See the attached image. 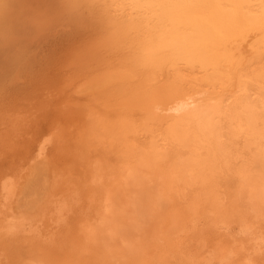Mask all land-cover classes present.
Masks as SVG:
<instances>
[{
    "label": "bare ground",
    "instance_id": "6f19581e",
    "mask_svg": "<svg viewBox=\"0 0 264 264\" xmlns=\"http://www.w3.org/2000/svg\"><path fill=\"white\" fill-rule=\"evenodd\" d=\"M64 31L85 39L70 56L82 92L75 88L88 95L79 125L83 137L78 135L86 142L84 155H90L82 162L89 164L90 184L83 185L85 194L81 180L74 188L67 179L72 185L64 194H48L54 196L45 197L41 217L35 208L36 217L18 204L25 174L8 173L0 185V239L10 241L6 246L36 255L38 249L52 250L67 257L66 264H264V0H0V87ZM37 149L35 160L48 161L46 142ZM143 178L150 180L146 184L154 178L155 190L177 208L172 215L178 227L172 226L178 230L157 232L152 243L138 244L141 250L129 245V251L107 237L121 212L106 221L129 198L124 194L122 204L119 197L115 209L107 201L113 186ZM131 189L129 196L136 191ZM155 190L147 193L150 200ZM161 204L158 209L165 210L168 204ZM93 207L96 215L90 217ZM82 220L76 232L75 221ZM196 231L201 234L192 244ZM2 248L0 264H8L14 251ZM29 256L16 261L34 264Z\"/></svg>",
    "mask_w": 264,
    "mask_h": 264
},
{
    "label": "rangeland",
    "instance_id": "374dc122",
    "mask_svg": "<svg viewBox=\"0 0 264 264\" xmlns=\"http://www.w3.org/2000/svg\"><path fill=\"white\" fill-rule=\"evenodd\" d=\"M70 37L72 39H70ZM79 38H80L79 35L76 36L75 34L67 33L65 31L62 32L60 35L57 36L56 40L50 41V42L46 43L45 45H43L39 49L38 54H34L32 56V58H29V60L31 61V63L29 65H27V66L25 65V66L21 67L19 70L15 71L17 73L13 77H11L7 81H5V83H4L5 86L3 85L2 87H0L1 88L0 92L2 93V94L0 93V122H1V120H3V122H4V123L1 122L2 124L0 123V181H1L0 185L2 183V180L7 176L8 173H10V175H12L13 177H16V175L19 171H20V173H21V171H23V174H25V175H24V177L22 176V178H21L22 180H20V190H19L20 192L18 191L19 193H16V196H18V201H19L18 204L22 205V206L20 205V208H23L25 210V212L26 211H29L30 213L34 212V214L37 213L38 209H41L38 211V214H39L38 217H41V215H42L39 213L40 211H42V208H43V210H45V208H46V205L42 203V202H45V199H46L45 197H47V199H48V196L53 197L54 194H57L56 193L57 191L59 192L61 190L62 191L59 192L58 194L63 193L64 190L66 191L67 185H69L70 183L74 184L73 187L76 188L80 184L79 182H81V181L83 184L81 183L80 185H82V186H80V185L79 186L82 188V191H84V193L87 194L86 189H88V188H85V187H87L85 184H87V183L90 184L89 181H87V179L89 180V178H88L89 177V170H88L89 164H88L87 158H86L87 163L85 162V165L88 164V165H86L87 168L84 165H82V162L84 164V159H85L83 157L90 156V155H84V153H86L84 151L86 149L85 148L86 142L82 138L83 137L82 131L80 133V130H82V128L79 129V125L81 127L84 126V124L82 125L81 122L82 121L85 122V117H86L85 116V114H86L85 109H86V107L84 106L85 105L84 101L85 102L87 101L88 95L85 96L86 97L85 98L84 95L81 96V94H79L80 87H77L76 85L79 86L80 80L78 81L79 84H77V82L75 80L81 79V76H80V73L77 74L78 73V71L76 70L77 67H74V66H76V64H75L73 58L70 56V54H72L71 51L74 50V46H75V49L76 48L79 49V48H81L82 42L85 41V39H83V37H81L80 39ZM76 45H77V47H76ZM67 55H68V57H67ZM69 56L71 57V61L69 59L70 58ZM67 60H69V61L67 62ZM69 62H71V63H69ZM68 63L71 65H69ZM71 66H72V68H71ZM18 71H20V72L18 73ZM21 72H22V74H21ZM17 74H19L21 77H19V75L17 77H15ZM75 74H76V77L79 76V78L74 79ZM75 87L79 88V91ZM73 88L77 92L76 91L74 92ZM81 92L82 91H80V93ZM84 92L87 94L88 91L83 90L82 94H85ZM76 128H78L79 130H76ZM78 134L79 135L81 134L82 137L79 136ZM42 141L43 142L45 141L46 147H48V149H46V151H45V156H46L45 158L50 157V158H48L49 160L46 159L48 161H45V159L43 161V158H42V161L44 164L42 163V161L37 162L34 158V156L38 150L37 149L38 145ZM77 142H79V144L80 143L83 144L84 147L81 146V144L80 145L76 144ZM34 144L35 145L37 144V145L35 146ZM77 148L79 150H77ZM87 149H88V147H87ZM80 150H82L83 152ZM33 152H35V153H33ZM48 152H49V154H47ZM32 160H33V162H32ZM28 162L31 163V166ZM45 163L48 165H46ZM45 165H46V167H45ZM83 166H84V169H83ZM85 168H86V171H85ZM18 169H20V170H18ZM25 169H27V170H25ZM57 170H60L61 172H59ZM54 171H55L56 175L54 174V177H53L52 173H54ZM57 172L60 173L59 176H58ZM64 172H66V173H64ZM67 175H69V176L67 177ZM56 176L58 179L56 178ZM51 177L56 178L55 180H57L58 182L59 181L61 182L59 184H56L58 182L53 180L54 185L59 187L60 190L57 187L51 186V184L53 185V182H51V180H52ZM69 178L70 179L72 178V182H70L71 180ZM61 179H62V181L63 180H66V181L62 182ZM67 179H69L70 181H68V184L66 185L65 183L67 182ZM76 179L81 180V181L78 182V181H76ZM82 179H84V180H82ZM85 179H86V181H85ZM143 179H140V180H143ZM73 180L76 182H74ZM146 180L150 181L149 179H144V181L143 182L141 181V183L139 180H138L139 183L132 181L133 185L129 181L130 186H128L127 182L126 183L123 182V184L120 183L117 186H113V187L111 186L113 188V189L111 188L112 194L109 193V196H108L109 199L108 200L110 202L107 201V203L113 205L112 209H115V207H116L115 201L117 202V207H118V204L120 203L119 201L122 200L121 201L122 204L125 203L124 202L125 201L124 196H126L125 199L128 196L129 201L132 200L133 202H135L138 199H140L139 195L143 196V192H145L146 194L144 193L145 197L141 196L142 202H140L141 200H138V203L140 202L141 205L136 204V202L133 203V205H132L134 209L136 208L137 205L139 206V207L137 206V208L143 207V209L141 210L142 213L140 215H139V213L141 212V211H139L140 209L133 210L132 206L129 205V201L128 202L126 201V203H125V204H128L129 208L127 205L124 204L121 208L122 210L121 209H118L115 211L110 210L111 212L107 213V217H108V215H109V218L111 215L112 216L110 219L107 218L106 221L111 222L110 220H112L113 217H115V215H113V214H115L116 212L119 213V211H120L121 213L118 216H122L121 217L122 222H121V219L116 215V220H117V218H118V220L117 221L112 220L113 222H111V223H113V225H115L114 223L117 222V224L115 226L116 228L122 224V228H123L122 229L121 227H119V228H121V229L118 228L120 231L118 229H116L115 227L113 229V225L111 223H109L112 225V226L108 225V227H107V229H108L107 231L108 232L110 231L109 232L110 234L109 235L105 234L107 231H105V232L103 231L100 233V234L103 233V235H105V236L108 235L107 237H109L108 239H111V241H113V240L116 241V242L110 241L109 244L113 245L112 243H114L117 245V244L122 243L123 244L122 247L125 246V244L128 245L129 251H131L129 245H131L133 247V249H134V247H136L138 250H141V248L143 246H146L148 243L149 244L152 243L153 242L152 240H154V237L157 236L159 232H160L159 234H161V233H165V232L167 233L168 232L167 230H170V229H173V231L178 230V228H176V227H178V225H177L178 224L177 223L178 217L173 216V215H177V213H176L177 208L173 205H172L173 207L172 206L170 207V205L167 203L168 202L167 199H165L166 197H163L164 195L161 196L159 191L155 190L157 187H155L156 181H154L155 180L154 178L151 180V182H147V184H146ZM76 183L77 184L79 183V184L77 185ZM61 184L65 185V186L62 187ZM72 184H70V185H72ZM142 184H144V185H142ZM148 184H150L151 186ZM83 185L85 186L84 188H83ZM122 185H123V187H122ZM125 185L127 187H130V189L128 188V191L132 190L131 188H133V190H136L135 192L134 191L130 192L133 195V197L131 194H130V196L128 195V191L125 192L126 191L125 189L127 188V187L126 188L124 187ZM146 186L148 188H146ZM114 187H116L117 190H115ZM140 187L144 189V190L142 189L143 192L141 191ZM144 187L147 189L146 191H145ZM149 187H152V188L150 189ZM122 188H124L123 189L124 193H123ZM84 189L86 190V192ZM119 189H120V191L121 190L122 191L120 192ZM153 189L157 193L156 194L154 193L155 196L152 195V198H151L153 200H150L151 194L148 195L147 193L148 192H150V193L154 192ZM53 190H56V191L54 192ZM65 191H64V193H65ZM119 192H120V194H122V196L119 194ZM139 192H140V194H139ZM50 193L51 194L54 193V194L48 195ZM115 193H117V195ZM133 193H135V195ZM136 193H138V196H136ZM124 194H126V195H124ZM157 195H158V197L162 198L163 200L165 199V201H163V203L166 202L165 204H168L167 205L168 208L165 207V210L167 209L166 211L168 213L165 210L161 209L162 206H159V209H158V205L162 203V202L160 203V201H162V199L161 200H160V198L158 199ZM112 196H113V198H115V200L112 198ZM134 196L136 197V200H135ZM148 196H149V198H148ZM119 197H120V199L121 198H123V199L120 200ZM154 197H157V199L155 198V200H154ZM110 198H112V199H110ZM117 198H118V200H117ZM133 198H134V200H133ZM100 199H98V200H100ZM143 199L144 200L149 199V201H151L150 204H149V202H147V204H145L147 200L144 201ZM83 200H85V199H83ZM132 201H131V203H132ZM152 201H154V202L152 203ZM155 201H157L158 204H156ZM98 202H99L98 204H97V201L95 203L99 206L101 204V202H103V201L100 200ZM27 203L29 206L28 208L26 207ZM25 204H26V206H25ZM40 204H42L41 205L42 207L40 206L41 208H39ZM165 204H161V205L166 206ZM150 205L152 207H150ZM156 205H157V207H156ZM124 206H126L127 208ZM153 207L157 208L160 212L157 211V209L152 210V209H154ZM35 208L37 209V211ZM94 208L95 207H93V209ZM97 208H95L94 210L92 209L93 213L90 211V215L89 214L88 215L90 217L95 216L96 215L95 212H96ZM146 208H148V209H146ZM18 210H20V209L18 208ZM124 210L126 211V213H123ZM137 211H139V213ZM145 211L149 215L144 213ZM110 213H111V215H110ZM122 213H123V215H122ZM127 213L128 214L131 213L129 215L133 214L132 215L133 217L130 218ZM172 213H173V215H172ZM91 214H93V215H91ZM143 214H144V216H143ZM145 214L147 216H145ZM141 215H142V217H141ZM156 215H157V217H156ZM170 215H172L173 217H171ZM34 216L37 217L36 214ZM118 221H120V222H118ZM129 222H131V223H129ZM134 222H136V223H134ZM75 223L77 225L79 223V227H78L79 229L75 228L77 226ZM75 223H73L71 225H67V226L73 227L75 224L76 226H74L73 228L77 232V230L78 231L82 230L81 228L86 223V220H85V222L82 220V221H79L78 223L75 221ZM133 223H134V226L135 225H137V226L134 227ZM159 223H160V225H159ZM118 224H119V226H118ZM147 224H148V226H147ZM125 225H126V227H125ZM158 225H159V227H158ZM172 225H177V226L175 227ZM200 227H201V225H200ZM200 227H199V229H201ZM66 228L67 227H63L62 231L65 230ZM109 228H112V229H109ZM166 228H169V229H166ZM162 229H163V231H162ZM112 230H113V232H112ZM65 231H63V232H65ZM208 231H210V233ZM208 231H206V233L208 232L209 234H213L212 230H208ZM117 232L122 233V234L124 233L123 234L124 236L121 235V237L126 238V239L123 240L122 238H119L120 234ZM198 232L200 233V231H198ZM198 232L189 238V241L192 244H195L194 238H196L199 235ZM156 233H157V235H155ZM78 234H79V232H78ZM111 234H112V236H110ZM113 236H115L116 239ZM151 237H153V239ZM211 237H214V235H210V239H211ZM3 238H1L2 240L0 239V241H1L0 246L2 245L0 248H2L4 246L5 250L3 248L2 249L4 251H6L7 254H8L10 249H11L10 252L14 251V252H12L13 254H8V256L10 258H12V259L9 258V261H7L8 264H11L10 261L13 260L12 256H14V255L18 256V259H16L17 257L14 256V259H15L14 263L15 264L17 263L16 260H18V261L24 260L25 257H27L29 254H30V256L28 259H30V257L31 258L35 257L34 258L35 259L34 264H37V263L41 264V262L43 264H60V263L64 264L65 261L68 260L67 257H64L65 260H63L64 258L57 257L55 254H53L54 252H52V250L50 252L48 250L44 251L43 249H41V251H40V249H38V251H36L37 252V255H36L35 252H33V254L25 253V252H23V250L21 248H19V246H17V244H13V245L17 246V247H15L16 249L14 250V248H13L14 246L8 247L10 241L5 239V237H3ZM149 238H151V241L147 242L146 240H148ZM144 241L147 243H144ZM129 242H130V244H129ZM187 242H188V239H187ZM6 244H8V245L6 246ZM138 244L142 245V246L139 245V247H141V248H139L137 246ZM116 245H114V246L116 247ZM117 246H119V245H117ZM190 247H193V246L190 245ZM8 248H9V250H8ZM123 249H125V247ZM19 250H20V253H19ZM21 250H22V253H21ZM42 250H43V252H42ZM136 250H134V251H136ZM16 251H18V252H16ZM16 253H17V255H16ZM23 253H25V255H26V256L24 255L25 257L23 256ZM42 253L43 254L46 253V254L43 255ZM32 255H34V256H32ZM41 255H42V257H41ZM19 256H21V258H19ZM44 257L48 261H46ZM41 258L43 260H45L46 262H43V260H40ZM57 258H59L60 261L57 260ZM54 261H56V262H54ZM263 263H264V261H263ZM71 264H76V263L73 262Z\"/></svg>",
    "mask_w": 264,
    "mask_h": 264
}]
</instances>
